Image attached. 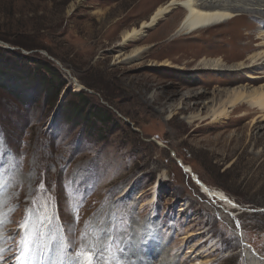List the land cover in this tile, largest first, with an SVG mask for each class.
Listing matches in <instances>:
<instances>
[{"label":"rangeland","instance_id":"rangeland-1","mask_svg":"<svg viewBox=\"0 0 264 264\" xmlns=\"http://www.w3.org/2000/svg\"><path fill=\"white\" fill-rule=\"evenodd\" d=\"M169 1L0 0V60L28 58L15 66L34 79V63L49 61L67 83L56 102L50 89L52 103L47 89L27 88L28 105L0 88V152L11 153L0 172V236L22 232L36 210L67 244L73 237L62 226L75 223L78 209L75 247L65 248L61 264L75 259L87 224L99 228L108 218L120 234L148 237L140 247L150 250L138 249L136 264H264V114L227 106L228 119L212 117L241 87L264 86V64L240 70V57L231 60L232 51L210 41L230 25L183 36L195 54L181 58L174 35L181 8L138 40L123 41ZM253 22L255 44L264 23ZM135 51L142 53L131 58ZM205 60L224 70L204 69ZM81 92L86 111L101 108L112 121L73 118ZM179 162L236 206L201 193ZM2 247L13 249L5 264H15L17 245ZM50 254L49 264H57Z\"/></svg>","mask_w":264,"mask_h":264},{"label":"bare ground","instance_id":"bare-ground-1","mask_svg":"<svg viewBox=\"0 0 264 264\" xmlns=\"http://www.w3.org/2000/svg\"><path fill=\"white\" fill-rule=\"evenodd\" d=\"M178 8L185 11L182 21L178 23L179 25L176 26L174 32V35L180 38L179 43H182L178 51V54L183 53L181 58H186L185 56L188 54L185 53L195 54V51L191 49L193 46L186 44V41L182 42L183 36L206 31L214 27L230 25L231 28L216 32L210 41L217 47L228 48L232 51L233 57L231 60L240 57V70L249 72L258 70L263 66L264 36L259 34L258 39H256L255 44H253L255 38L254 32L257 29V25L253 21L255 20V22L259 24L264 23V0H171L165 5L159 6L150 20L144 22L139 29H133L127 32L123 37V41L129 42L138 40L145 34L146 29L153 28L164 19L166 15ZM166 31L168 30L166 29ZM141 53L142 51H135L131 58H135ZM212 53L214 52H210L211 56L213 55ZM206 60L200 65L204 69L224 70V65L221 64L220 66L218 64L219 61L210 64V61ZM224 61L226 60H223V62ZM248 77L257 79V77L251 75H248ZM76 87L78 90L81 88L79 85H76ZM227 106H229V109H234L233 112L240 109V111H259V113L264 114V86L255 90H251L247 86L244 87V89L241 87V90L231 93L230 96L226 97V102L222 103L219 110L212 115L214 121L222 120V118L228 119L230 112L227 110ZM263 117L264 115L260 116V118ZM184 171L192 176L193 181L194 178L196 179L191 168L184 166ZM197 182L199 184L195 182L196 185L204 195L227 205L236 206L223 191L210 188L201 182L199 178ZM48 256H51V254ZM144 259L140 258L139 260L142 261ZM61 262L60 259L57 260V264H61Z\"/></svg>","mask_w":264,"mask_h":264},{"label":"snow or ice","instance_id":"snow-or-ice-1","mask_svg":"<svg viewBox=\"0 0 264 264\" xmlns=\"http://www.w3.org/2000/svg\"><path fill=\"white\" fill-rule=\"evenodd\" d=\"M0 143H3V137H0ZM10 154V149L0 152V172L4 171ZM65 192L67 194V188H65ZM89 194L90 192L86 190L83 194L84 199ZM83 203L84 200H81L80 206ZM77 213L78 209L74 212L75 223L79 222V215ZM50 223L48 218L41 219L39 212L33 210L20 225L23 231L13 233L7 238V240H11L12 243L17 245L15 255L13 256L15 264H33V261H37L38 264H49V251H53L61 261L64 260L67 256L65 248L68 245H71L72 248L75 247V223L62 226V228H67V235L73 237V239L67 241V244H65V236L63 234L53 236ZM46 224L49 225L47 233L43 232ZM89 233L92 235L91 240H89ZM38 234L41 236L40 240L36 239ZM44 235H48L53 243L45 244L42 239ZM17 237H19V240H17ZM80 239L81 246L75 252V259L70 261L69 264H134L132 257L137 255L138 249L141 251L150 250L147 247H140L141 245H148L149 240L147 236L136 238L120 234L116 230L111 218L105 219L99 228L93 223L87 224ZM7 240L0 236V264H5L4 257L6 252H13V249L10 247L7 249L2 247ZM36 248L40 250L39 256L35 255ZM30 253L32 254L30 255ZM52 264H55V262H52Z\"/></svg>","mask_w":264,"mask_h":264},{"label":"trees","instance_id":"trees-1","mask_svg":"<svg viewBox=\"0 0 264 264\" xmlns=\"http://www.w3.org/2000/svg\"><path fill=\"white\" fill-rule=\"evenodd\" d=\"M28 48L30 49L33 47L28 46ZM35 49H40V47H36ZM25 59L28 58L21 56V58L18 59H11V60L5 59L3 61L0 60V88L7 90L14 97L16 96V100L22 105L27 104V99L25 100L23 98L24 91H26L27 88H32L33 86H35V87H41L43 90L47 89L46 100L47 102L51 101V103H52L51 100L52 98H50V96L52 97L51 94L52 91H50V89L56 88L57 91L55 93V99H54V101L56 102L59 99L62 90L67 86L66 81L63 79L60 73L52 66V64L49 61L41 60V59H39L36 63H34L35 65L33 71H36L35 79L34 77L28 78L22 72L23 69L22 65L17 66V68L15 66V64L18 63L17 61L21 62V61H25ZM25 63H28V61H26ZM78 97L81 98L80 101H82L83 103H80L77 107L74 108L73 111H71L70 114L73 118L81 119L85 121L87 124H91L90 117L92 116L96 117V119H100L101 121L105 120L104 124H108L109 122L112 121V118H110L111 115L107 114V111L101 108L99 109L96 108L95 110L92 109L86 111L88 100L83 97V92L79 93ZM85 113H87V115Z\"/></svg>","mask_w":264,"mask_h":264},{"label":"water","instance_id":"water-1","mask_svg":"<svg viewBox=\"0 0 264 264\" xmlns=\"http://www.w3.org/2000/svg\"><path fill=\"white\" fill-rule=\"evenodd\" d=\"M179 163H180V165H181V166H182V168H183V167H184V165H182V164H181V162H179ZM193 178H194V177H193ZM197 179H198V177H196V179L194 178V182L198 183V182H197ZM198 184H199V183H198Z\"/></svg>","mask_w":264,"mask_h":264}]
</instances>
